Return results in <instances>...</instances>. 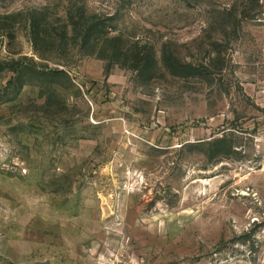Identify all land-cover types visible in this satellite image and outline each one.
Masks as SVG:
<instances>
[{"label": "rangeland", "instance_id": "374dc122", "mask_svg": "<svg viewBox=\"0 0 264 264\" xmlns=\"http://www.w3.org/2000/svg\"><path fill=\"white\" fill-rule=\"evenodd\" d=\"M0 63V264H264V0H0Z\"/></svg>", "mask_w": 264, "mask_h": 264}, {"label": "trees", "instance_id": "16d2710c", "mask_svg": "<svg viewBox=\"0 0 264 264\" xmlns=\"http://www.w3.org/2000/svg\"><path fill=\"white\" fill-rule=\"evenodd\" d=\"M80 20H82V17L81 18H79V20L78 21H75V22H72L71 23V26L73 27V29H71L73 32H75V30L77 29V28H83V27H86V30H88V32H90V30H91V26L90 25H87L84 21H83V23H80ZM93 29V28H92ZM106 40H110V39H106ZM112 40H113V38H112ZM112 40H110V41H112ZM5 65L4 63H0V65ZM5 66H8V65H5Z\"/></svg>", "mask_w": 264, "mask_h": 264}]
</instances>
